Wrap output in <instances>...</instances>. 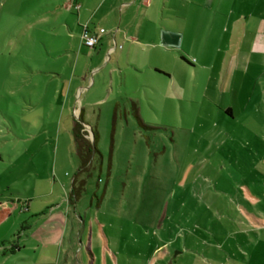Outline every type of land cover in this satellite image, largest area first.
<instances>
[{
	"label": "rangeland",
	"instance_id": "rangeland-1",
	"mask_svg": "<svg viewBox=\"0 0 264 264\" xmlns=\"http://www.w3.org/2000/svg\"><path fill=\"white\" fill-rule=\"evenodd\" d=\"M101 1L0 0V206L10 210L0 264H262L264 0H168L209 54L221 15H236L224 40L234 74L228 65L206 86L187 40L186 61L171 60L172 76L133 100L117 93L111 65L95 74L101 54L81 40L83 23L112 30L114 12L103 17L115 0ZM162 7L151 2L150 28L164 24ZM146 73L157 76L135 75ZM81 112L97 152L77 174ZM74 177L84 185L70 202Z\"/></svg>",
	"mask_w": 264,
	"mask_h": 264
},
{
	"label": "crops",
	"instance_id": "crops-1",
	"mask_svg": "<svg viewBox=\"0 0 264 264\" xmlns=\"http://www.w3.org/2000/svg\"><path fill=\"white\" fill-rule=\"evenodd\" d=\"M78 1V0H77ZM101 1V0H99ZM153 0L143 5V0H115L114 5L108 7L104 11L103 21H109V16L111 12H114L115 15L114 22L107 24L108 31L104 32L100 38L97 45V50H99L100 64L101 66L94 67L95 74L105 68L108 64L110 70L114 73V76L119 74L122 77V85L118 87L117 93L119 96H130L129 99L133 100L134 96L138 93H144L148 98L151 94L152 81L155 79L162 81V78L165 76L171 77L172 74L169 70L171 60L176 61L178 57L181 59V56L184 55V43L188 40L192 42L194 51L197 53L198 59L200 61L199 66L205 70V83L206 86L208 83L216 82L221 75V69L227 68L231 69V73L234 74L235 66L233 62L231 63V56L227 55L228 44L224 43V40L231 38V34L238 33V26L236 29L235 24L238 22L236 15L231 13V10L228 11L224 17L223 26L220 29L218 35V46L215 48V51L212 54L206 52V48L202 45V36L197 44V40L193 41V38H196L195 30L192 33L186 31V16L175 9L165 10L167 8L168 0H160L162 4V9L160 13L162 16V26L158 29H152L148 25L149 7ZM259 1V0H257ZM205 4L210 6L212 3L219 6L222 3V0H205ZM172 4H175L174 2ZM84 2H79L76 4V8L81 9V6H84ZM96 10L97 12L101 5L98 4ZM95 5H92V8ZM86 10H89V7H85ZM82 13V12H81ZM80 18L83 19L84 17ZM166 17V21L164 18ZM191 17V16H189ZM245 19V30L247 28V16H241ZM200 19L199 17L196 20ZM90 24L92 18L89 19ZM168 21V23H167ZM195 21V19H192ZM88 22V23H89ZM87 25V23H83ZM94 27V25H92ZM206 33L209 34V31ZM245 33L237 36V41L245 37ZM236 37V35H235ZM256 42L252 44V47H256ZM255 44V46H254ZM251 47V46H250ZM95 48V47H94ZM110 54L113 55L111 58ZM232 54V52H231ZM185 58V57H184ZM103 60V61H102ZM185 61V60H184ZM245 62V58H244ZM144 71H151L155 73V78L147 74V79L138 80V77L135 74H141ZM102 75V74H101ZM103 76V75H102ZM101 76V77H102ZM131 77L132 81L127 83L126 78ZM162 77V78H160ZM94 80L91 86H93ZM134 94V95H133ZM116 110V107L114 108ZM228 110V112L226 111ZM225 112L229 115L231 114L230 108H226ZM82 114V112H81ZM85 126L89 128L88 124L85 123ZM64 222V220H63ZM264 264V260L262 262Z\"/></svg>",
	"mask_w": 264,
	"mask_h": 264
},
{
	"label": "trees",
	"instance_id": "trees-1",
	"mask_svg": "<svg viewBox=\"0 0 264 264\" xmlns=\"http://www.w3.org/2000/svg\"><path fill=\"white\" fill-rule=\"evenodd\" d=\"M149 0H143V5L147 4ZM181 59H186L181 56ZM131 110L133 114L138 117L137 114V108L132 102L131 104ZM228 112V110H226ZM84 122L82 120L81 113L78 116V119L74 121L72 126V139H73V145L75 154L77 156V159L79 161L77 174H80L82 172H87L89 170L90 164H91V158L92 155L97 152L95 148V143L97 139V132L96 130H92V142H90L86 137V132L84 131ZM144 125V124H143ZM145 126V125H144ZM76 177H74L71 181V189H70V202L74 201L78 198L80 191L84 185L83 180H79L78 186H75ZM10 214V210L7 206H0V223L4 221ZM14 245H11L10 251L12 252L14 249ZM15 248H18L17 245H15Z\"/></svg>",
	"mask_w": 264,
	"mask_h": 264
},
{
	"label": "built area",
	"instance_id": "built-area-1",
	"mask_svg": "<svg viewBox=\"0 0 264 264\" xmlns=\"http://www.w3.org/2000/svg\"><path fill=\"white\" fill-rule=\"evenodd\" d=\"M105 32L103 28L89 29L87 25H83L81 32V40L83 45L94 48L99 41L100 36Z\"/></svg>",
	"mask_w": 264,
	"mask_h": 264
}]
</instances>
